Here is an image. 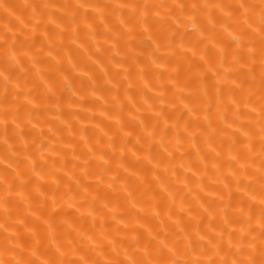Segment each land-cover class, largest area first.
Segmentation results:
<instances>
[{"label":"clouds","instance_id":"obj_1","mask_svg":"<svg viewBox=\"0 0 264 264\" xmlns=\"http://www.w3.org/2000/svg\"><path fill=\"white\" fill-rule=\"evenodd\" d=\"M0 264H264V0H0Z\"/></svg>","mask_w":264,"mask_h":264}]
</instances>
